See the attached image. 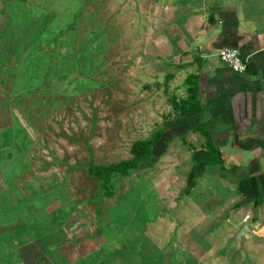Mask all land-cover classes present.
Wrapping results in <instances>:
<instances>
[{"label":"rangeland","instance_id":"obj_1","mask_svg":"<svg viewBox=\"0 0 264 264\" xmlns=\"http://www.w3.org/2000/svg\"><path fill=\"white\" fill-rule=\"evenodd\" d=\"M6 1L0 90L15 129L0 147V235L47 262L73 252L62 264H111L181 200V172L200 147L181 144V127L167 129L181 98L149 82L141 50L130 49L136 19L115 0ZM159 127L167 143L154 159L115 175L104 194L90 163L132 158L133 143ZM87 242L105 250L78 256Z\"/></svg>","mask_w":264,"mask_h":264},{"label":"crops","instance_id":"obj_2","mask_svg":"<svg viewBox=\"0 0 264 264\" xmlns=\"http://www.w3.org/2000/svg\"><path fill=\"white\" fill-rule=\"evenodd\" d=\"M115 2L136 19L130 49L141 50L149 82L181 98V112L167 129L181 127V144L199 145L198 150L206 148L209 131L226 170L206 168L198 174L192 159L181 172V200L148 223L145 238L135 237L111 264H264V0ZM3 5L8 2L0 0V10ZM226 47L241 50L246 72H234L221 61L219 52ZM190 94L199 102H191ZM2 98L0 90V147L15 129ZM183 108L193 115H183ZM245 224L251 231L241 242L235 236ZM20 242L0 235L1 264H27L30 252V264L75 258L73 252L65 259L55 252L47 262L34 245L28 251ZM86 244L92 248L78 256L97 258L105 250Z\"/></svg>","mask_w":264,"mask_h":264},{"label":"trees","instance_id":"obj_3","mask_svg":"<svg viewBox=\"0 0 264 264\" xmlns=\"http://www.w3.org/2000/svg\"><path fill=\"white\" fill-rule=\"evenodd\" d=\"M194 97V94H190L189 99L191 102H199L198 98ZM177 111L181 112V102L175 101ZM183 115L191 116V112L187 109H182ZM166 129L159 127L149 137L136 140L131 148L132 158L122 160L118 163H111L109 165H97L96 163H90L89 172L98 178L101 183V187L104 189V194L107 196L113 195V179L115 175L121 174L122 176L129 175L131 170L139 169L143 164H147L154 159L155 148L160 144H166L167 140H163ZM208 142L206 148L196 150L193 154L195 162V168H197L198 174L202 173L206 168H219L221 171H225L226 168L223 165V157L220 148L211 141V133L205 132ZM162 141V142H161Z\"/></svg>","mask_w":264,"mask_h":264},{"label":"built area","instance_id":"obj_4","mask_svg":"<svg viewBox=\"0 0 264 264\" xmlns=\"http://www.w3.org/2000/svg\"><path fill=\"white\" fill-rule=\"evenodd\" d=\"M221 61L232 71L244 73L248 68V61L237 47H226L219 52ZM247 218V217H246Z\"/></svg>","mask_w":264,"mask_h":264},{"label":"water","instance_id":"obj_5","mask_svg":"<svg viewBox=\"0 0 264 264\" xmlns=\"http://www.w3.org/2000/svg\"><path fill=\"white\" fill-rule=\"evenodd\" d=\"M250 231H251V229H250V226L248 224L243 225L242 228L238 231L237 235L235 236V239L242 242L243 236L246 234H249Z\"/></svg>","mask_w":264,"mask_h":264}]
</instances>
